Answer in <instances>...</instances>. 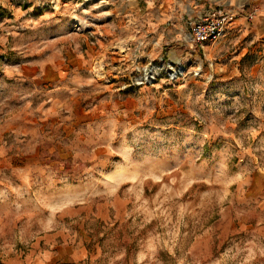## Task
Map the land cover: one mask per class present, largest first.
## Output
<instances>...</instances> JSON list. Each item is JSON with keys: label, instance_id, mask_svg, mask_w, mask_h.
<instances>
[{"label": "rangeland", "instance_id": "obj_1", "mask_svg": "<svg viewBox=\"0 0 264 264\" xmlns=\"http://www.w3.org/2000/svg\"><path fill=\"white\" fill-rule=\"evenodd\" d=\"M75 263L264 264V0H0V264Z\"/></svg>", "mask_w": 264, "mask_h": 264}, {"label": "built area", "instance_id": "obj_2", "mask_svg": "<svg viewBox=\"0 0 264 264\" xmlns=\"http://www.w3.org/2000/svg\"><path fill=\"white\" fill-rule=\"evenodd\" d=\"M233 16L226 8L210 7L199 10L188 22L192 41L202 46L218 40L226 33ZM252 17L250 12L249 19Z\"/></svg>", "mask_w": 264, "mask_h": 264}, {"label": "crops", "instance_id": "obj_3", "mask_svg": "<svg viewBox=\"0 0 264 264\" xmlns=\"http://www.w3.org/2000/svg\"><path fill=\"white\" fill-rule=\"evenodd\" d=\"M187 9V8H186ZM188 10V9H187ZM188 11H190V10H188ZM194 16V15H193ZM192 18V17H191ZM75 264H79V263H75Z\"/></svg>", "mask_w": 264, "mask_h": 264}]
</instances>
